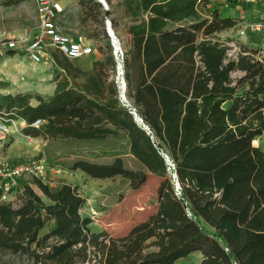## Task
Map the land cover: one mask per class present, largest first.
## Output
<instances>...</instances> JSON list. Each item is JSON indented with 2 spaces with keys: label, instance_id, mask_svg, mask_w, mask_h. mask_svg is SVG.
I'll list each match as a JSON object with an SVG mask.
<instances>
[{
  "label": "trees",
  "instance_id": "1",
  "mask_svg": "<svg viewBox=\"0 0 264 264\" xmlns=\"http://www.w3.org/2000/svg\"><path fill=\"white\" fill-rule=\"evenodd\" d=\"M208 2L125 0L133 15L120 60L127 104L108 40L89 70L53 52L52 94L4 96L0 113L23 120L24 134L93 140L121 132L146 168H128L115 155L106 163L78 159L73 169L121 175L134 189L148 173L160 182L156 210L116 237L90 229L75 185L52 187L33 175L47 201L26 184L14 204L1 198L0 183L1 250L26 255L29 264H175L194 252L202 254L198 264H264V150L252 144L264 131V52L242 46L227 56L212 35L237 20L216 8L202 17L196 5ZM36 120L42 127L32 125Z\"/></svg>",
  "mask_w": 264,
  "mask_h": 264
},
{
  "label": "rangeland",
  "instance_id": "2",
  "mask_svg": "<svg viewBox=\"0 0 264 264\" xmlns=\"http://www.w3.org/2000/svg\"><path fill=\"white\" fill-rule=\"evenodd\" d=\"M65 4L67 5V18L63 22L64 33L93 47V53L73 59L75 64L82 68L91 66L96 54L102 59L103 54L97 49V46H103L106 40L110 42L116 62L112 40L106 29L107 24L112 28L116 36V43L122 52L128 49L130 44L129 26L133 15L125 10L123 0H104L105 7L96 0H65ZM210 7L216 8L222 16L226 14L237 16L238 23L232 26L233 28L218 30L212 35L214 39L223 42L228 47L227 56L232 57L242 46L258 48L264 52V2L209 0L207 5L200 4L198 7L202 17H210ZM138 16L141 17L142 14H138ZM242 26H245V34H239V29ZM38 27L39 18L33 0L17 2L15 0H0V39L18 38L24 30L33 36ZM104 32L108 35V39L104 37ZM47 51L50 57L38 64L29 61V58L22 53V47L10 51L8 55L0 58V64H2L0 82L12 83L13 87L11 84L10 90L15 94L16 92H31L48 95L53 75L58 69L53 61L52 53L58 52V50L53 46H48ZM118 59L120 62V55H118ZM20 61L24 66L16 70L13 64ZM239 74V72H234L232 77ZM114 79L117 80V70L114 72ZM16 82L22 83V86L17 87ZM2 83H0V102L7 90L4 89L7 85L4 86ZM31 102L35 103L36 101L31 99ZM0 118L9 130L7 133L0 132V167H10L33 159L40 166L36 176H39L50 186H56L60 182L75 185L85 198L80 212L83 216L91 218L89 227L92 231L104 230L111 237L122 236L133 225L144 220L156 210V190L160 177L148 173L146 181L134 189L130 186L129 180L121 175L97 178L87 175L78 168H72L74 161L78 159L106 163L111 162L115 155H119L126 167L146 170L145 166L129 152L128 138L121 132L117 136L93 140L45 138L41 135L24 134L23 127L26 124L21 128L15 127L19 119L11 118L5 113H0ZM32 177L33 174L22 175L13 184L1 179L0 183L3 188L1 198L16 204L23 186L27 184L47 201L33 183ZM206 228L211 229L208 226ZM47 229L48 225L40 230V234L46 232ZM201 257L200 252H194L185 258L176 260L175 264H198ZM29 262L26 255L12 254L0 249V264H29Z\"/></svg>",
  "mask_w": 264,
  "mask_h": 264
},
{
  "label": "built area",
  "instance_id": "3",
  "mask_svg": "<svg viewBox=\"0 0 264 264\" xmlns=\"http://www.w3.org/2000/svg\"><path fill=\"white\" fill-rule=\"evenodd\" d=\"M35 3V8L39 18V27L36 33L32 36L27 30H24L23 34L18 38L13 39H0V58L8 55L10 51L16 50L20 47L28 55L29 60L32 63L38 64L45 60V58L50 57L47 51L48 46H53L60 53L66 56L68 59H79L93 53V47L84 43L82 40H76L71 35L64 33L63 22L67 18V5L65 0H33ZM76 1V0H75ZM101 3L104 7L105 4L102 0H96ZM239 2L243 1H259L264 2V0H237ZM248 26V25H247ZM239 34H245V26L239 29ZM240 50V49H239ZM238 50V51H239ZM237 51V52H238ZM236 52V54H237ZM233 55L232 57L236 56ZM114 55L116 57V62L118 61V56L122 58L123 52L119 47L117 50L114 49ZM228 55V52H227ZM230 57V56H229ZM121 60V59H120ZM117 70V81L121 87L120 80L122 81L123 69L121 66H116ZM120 78V79H119ZM120 99L123 103L127 104L128 100L125 98L124 93L120 90ZM42 120H36L32 123L33 126L39 127L43 125ZM8 126L0 118V132L7 133ZM168 167H173L171 159L166 153H163ZM40 166L38 162L31 159L24 163L13 165L10 167L1 166L0 167V181L5 180L7 183H15V180L22 175H29L39 171ZM174 177V173H172ZM2 186V185H1ZM178 184L174 185V190L177 195H180L181 190Z\"/></svg>",
  "mask_w": 264,
  "mask_h": 264
},
{
  "label": "crops",
  "instance_id": "4",
  "mask_svg": "<svg viewBox=\"0 0 264 264\" xmlns=\"http://www.w3.org/2000/svg\"><path fill=\"white\" fill-rule=\"evenodd\" d=\"M124 2H125V0H123ZM125 6V5H124ZM200 5L199 4H197L196 5V8H197V10L199 11V7ZM211 8V7H210ZM125 10H126V8H125ZM130 14V13H129ZM227 15V14H226ZM229 16H231V17H233V18H235L236 20H237V23H238V19H237V16H234V15H232V14H230ZM192 21V18H188V19H185L184 20V22H186V23H189V22H191ZM132 23V22H131ZM236 23V24H237ZM235 24V25H236ZM234 25V26H235ZM233 28V27H232ZM246 47H249V46H246ZM249 48H251V47H249ZM23 54H25L26 56H27V58H28V55L26 54V52L23 50V52H22ZM23 59H24V57H23ZM97 59H100L99 58V56L96 54L95 55V58H94V60H97ZM19 60H21L20 58H19ZM93 60V61H94ZM30 61V60H29ZM31 62V61H30ZM24 65L22 64V62L20 61V62H18V63H15V64H13V67L17 70V69H20L21 67H23ZM2 67V64H0V68ZM20 67V68H19ZM91 67H92V65L90 66H86V67H83V69H86V70H89V69H91ZM0 83H2V82H0ZM13 83H15V82H13ZM4 86H6V87H4V89H7L6 90V92H5V94H4V96L5 95H7V94H15L14 92H12V90H10L11 89V86L13 87V84L12 83H10V82H8V81H6V82H3L2 83ZM12 84V85H11ZM16 84L18 85L17 87H20V86H22V83H19V82H16ZM11 85V86H10ZM0 89H1V87H0ZM22 89H24V88H22ZM26 89V88H25ZM49 90H48V95H50V94H52L53 93V90H54V83L52 82V83H50V88H48ZM17 93V92H16ZM4 96H3V98H4ZM23 125H25V122L23 121V120H21V119H19V121H18V123H16L15 124V127H19V128H21V127H23ZM252 144L254 145V146H257V147H259V148H261L262 150H264V131L262 132V134L261 135H259V136H256L253 140H252ZM38 193V192H37ZM41 195V194H40Z\"/></svg>",
  "mask_w": 264,
  "mask_h": 264
},
{
  "label": "water",
  "instance_id": "5",
  "mask_svg": "<svg viewBox=\"0 0 264 264\" xmlns=\"http://www.w3.org/2000/svg\"><path fill=\"white\" fill-rule=\"evenodd\" d=\"M106 29H107L108 35L110 36V38L112 40V44H113L114 49L117 50L119 48V46H116V42H117L116 41V36H115V34H114V32H113V30H112V28L110 27L109 24H107V28ZM117 64H118V66H121L122 63H121V61L120 62L117 61ZM125 88H126V83H125L124 78L122 77V81H121V92L122 93H124ZM135 118H137V120H140V118H138L136 114H135ZM174 177L176 178V173L175 172H174ZM176 184L179 185L178 180H176Z\"/></svg>",
  "mask_w": 264,
  "mask_h": 264
},
{
  "label": "bare ground",
  "instance_id": "6",
  "mask_svg": "<svg viewBox=\"0 0 264 264\" xmlns=\"http://www.w3.org/2000/svg\"><path fill=\"white\" fill-rule=\"evenodd\" d=\"M103 2H104V0H102ZM116 46H118V44L116 43ZM118 56V55H117ZM118 61H119V59H118ZM120 83H121V80H120Z\"/></svg>",
  "mask_w": 264,
  "mask_h": 264
}]
</instances>
